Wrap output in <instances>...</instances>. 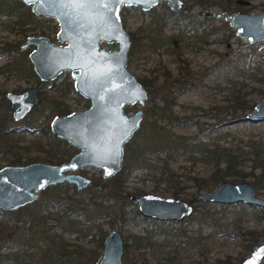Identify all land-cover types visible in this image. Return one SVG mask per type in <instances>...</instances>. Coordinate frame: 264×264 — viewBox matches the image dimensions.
<instances>
[{
  "label": "rangeland",
  "instance_id": "1",
  "mask_svg": "<svg viewBox=\"0 0 264 264\" xmlns=\"http://www.w3.org/2000/svg\"><path fill=\"white\" fill-rule=\"evenodd\" d=\"M184 1L182 12L194 15V20L199 25L195 28L199 29L200 37L192 36L189 40L180 42L171 38L169 44H159L157 39L159 29L163 38L178 29L170 22L161 25L164 18L161 3L168 7L166 2H159L153 10H143L139 6H126L121 9L125 28L138 37L139 43L129 54L127 69L146 83L148 93L142 106L141 125L130 140L129 151L133 154L139 148L157 141L161 135L167 134L175 133L174 135H179L191 143L198 139L213 140L219 136V143L232 146L239 141L249 143L264 135V119L251 121L244 118L249 110L240 115L227 114L222 120L211 116L214 112L209 110L211 105L227 103L223 96L217 93V86L235 84L236 88L246 94L249 104H255L264 96V39L251 43L246 37L237 35V28L226 19L202 15L199 10L203 8L195 0ZM238 1L242 8L239 11H264V0ZM7 2L10 3V8L7 12H0V67L19 56L12 51L21 52L19 43L27 34L44 31L43 33L57 41L56 31L59 26L54 18L37 16L29 7L25 8L21 3L16 5L15 0ZM206 9L224 10L218 4ZM150 34L155 37L153 41L148 40ZM5 45H9V52L3 48ZM102 45L108 49L117 46L115 42H102ZM185 64L195 78L201 72L205 73L193 87L178 91L176 86L171 88V83H175L174 78L178 77ZM29 68L30 64L27 62L22 72L11 76L0 70V92L6 89L21 90L28 85L44 88L45 95L28 119L20 122H14L11 118L7 120V125L18 129L14 130L13 135L21 138L23 145L30 144V149L18 150L22 159L37 157L40 160L45 152L36 145L37 141L44 143L47 140L59 148H67L70 145L50 131L49 121L56 111L54 105L67 106L69 110H82L89 105V101L78 94H67L63 90L62 82L71 78L70 71L60 75L52 88L50 82L38 84L34 75H30ZM165 71L171 75L166 76ZM167 90L171 92L168 93ZM170 94L173 98L171 111L178 120L158 118V105L163 103L162 96L170 97ZM139 107L141 105L136 102L126 105L125 111L133 113ZM1 113L9 114L6 99L0 105ZM154 118L163 128L153 127L151 120ZM3 125L6 126V123L3 122ZM221 136H226L229 141ZM2 148L3 144L0 143V166L9 164L8 158L1 154ZM167 152L150 151L145 160L138 161L140 164H132L133 154L128 155L125 146L123 167L130 166V172L123 185L133 193L130 197L120 195L110 188L100 190L99 182L106 178L102 177L99 169L88 167L81 173L90 176L92 180L84 189L77 190L73 183L68 182L66 186L59 183L40 192L36 200L47 205L41 211L42 216L38 224L29 227V213L33 212L31 207L0 209V264H19L25 256L22 252L23 244L34 241L42 247L49 246L58 264H95L102 247V244H98L99 237L102 235L104 240L112 227L122 233L124 243L139 235H152L154 241L163 243L154 249L145 248L143 255L140 254L142 249L131 248L129 264H142L144 259L146 264H157L156 255L175 247L181 250L182 264H198V261L211 264L215 258H224L227 255L231 256L233 264H239L242 259L240 257L246 256L250 250L246 249L245 245L249 242L252 245L257 234L264 233V207L242 202L212 203L199 199L197 195L204 189L198 188L196 179L206 178L209 181L215 169L214 163L193 159L180 149H170ZM237 169L245 175L244 180L253 183L257 193L264 196V184H255L254 176L259 174L260 169L253 168L251 160L241 163ZM226 179L241 181L233 175L227 176ZM260 181L264 183V178ZM214 187L215 185L208 189ZM143 192L188 200L193 203L194 212L179 220H160L144 216L138 211L137 203L133 199V196ZM194 198L197 200H193ZM120 206L123 216L115 224L98 221L84 224L86 213L96 214L99 210L117 213ZM46 216L56 217L58 224L45 225ZM74 222L78 223L73 226ZM21 233L27 235L19 238ZM11 241H18L19 246L6 245ZM18 250L19 255L15 256L13 253ZM125 250L124 245L123 264ZM261 264H264V257Z\"/></svg>",
  "mask_w": 264,
  "mask_h": 264
},
{
  "label": "water",
  "instance_id": "2",
  "mask_svg": "<svg viewBox=\"0 0 264 264\" xmlns=\"http://www.w3.org/2000/svg\"><path fill=\"white\" fill-rule=\"evenodd\" d=\"M34 2L32 10L38 15L58 19L57 38L67 44H57L45 35L29 36L36 44L30 53L34 70L40 78L51 79L62 70L70 69L75 88L90 99V106L64 115H55L50 126L58 136L79 147L69 160L61 163L33 161L26 164H6L0 167V209L13 210L38 198L41 190L59 182H71L76 189H84L91 177L74 170L91 166L110 178L122 167L124 146L140 127L142 106L148 93L143 83L127 69L129 33L124 29L120 9L123 4L139 6L143 10L166 2L175 12L185 6L184 0H120L103 6L81 8L56 0H25ZM110 9V10H109ZM202 15L226 19L235 26L237 35L255 43L264 39V11L243 12L236 9H200ZM101 41H115L117 47L105 49ZM77 70V71H76ZM14 119L23 117L38 100L36 88L15 93L7 91ZM139 103L133 113L126 105ZM245 119H264V96ZM197 197L212 203L242 202L264 207V196L257 193L248 180H222L212 189L200 191ZM138 211L160 220H179L194 212L192 202L176 196L143 192L133 196ZM47 225L58 220L47 216ZM124 240L122 233L112 227L107 232L95 264H123ZM264 257V233L255 237L249 253L239 264H261Z\"/></svg>",
  "mask_w": 264,
  "mask_h": 264
},
{
  "label": "trees",
  "instance_id": "3",
  "mask_svg": "<svg viewBox=\"0 0 264 264\" xmlns=\"http://www.w3.org/2000/svg\"><path fill=\"white\" fill-rule=\"evenodd\" d=\"M197 4L201 6V8L206 9L208 6L211 5H219L222 7V9H237L242 10L240 7V2L238 0H233L232 2L229 0H195ZM157 7H152L151 10L156 9ZM161 8L164 11V14L162 16L164 17L161 25L163 26L164 23L170 22L172 25L177 26V31L171 32L170 35L166 37H162L160 35V29L158 30V36L157 39L160 41L159 44H169L171 42V38L174 39L176 42H180L181 40H189L188 38L192 36L200 37L199 35V29H196V25H198V22L194 20V15L189 13H183L182 9L178 12L172 11L170 8H168L164 3H161ZM2 11H4L2 9ZM161 26V27H162ZM199 26V25H198ZM156 32V31H155ZM133 36V50L138 46V37L136 35ZM165 36V35H164ZM166 38V40H165ZM155 37H153L151 34L148 37L149 41H153ZM158 44V45H159ZM175 46V45H174ZM132 50V51H133ZM205 72H201L197 78L194 77V75L191 73L190 69L188 68L187 64L183 68H181L180 72L178 73V77L174 78L175 83H171L172 86H176L178 91L185 90L187 88L193 87V85L196 82H200L201 77L203 76ZM166 76H170L171 74L167 71L164 73ZM57 80L54 81V84L56 85ZM144 85L146 83L142 82ZM63 90L66 92H72V84L71 81L67 80L62 82ZM170 89V88H169ZM168 89V90H169ZM167 90V91H168ZM171 92V91H170ZM168 91V93H170ZM217 93L221 94L223 96V99L227 101V103L224 104H216L211 105L209 110L211 109V113L213 117L217 118L218 120L225 119V116L227 114L230 115H240L244 113L247 110L253 109L254 104H249L246 99V94L243 93L239 88H236L235 84L231 83L230 85L225 86H217ZM163 103L161 105H158L159 110V116L160 117H166L169 121L172 120H178V117L172 114L171 106L173 104V98L170 94V97L162 96ZM58 109V112L61 110ZM214 110V111H213ZM3 122H5L4 118L0 117V143L3 144V147L7 150H10V153H12L10 159V163H16V162H27L29 160L22 161L21 160V154L13 153L12 147L16 146L15 143L18 140V138L14 137V130L10 131L6 126L3 125ZM151 124L153 127H162L159 126V124L156 123V119L154 118L151 120ZM162 134L164 132L161 131ZM175 134V133H174ZM174 134H167V135H161V137H158V140L154 141L153 143H150L149 146H146L144 148H139L137 151H135V154L131 153L129 151L130 149V141L126 143L127 152L128 155H132L133 161L132 164H140L138 163L139 160H145L146 155L150 151H164L165 153H168L170 149H180L183 151L187 156L192 157L193 159H202L211 161L214 163L215 169L213 170L212 174L210 175L209 181H207L206 178H199L196 179L198 188L199 189H208L211 188L213 185H216L218 182L225 180L227 176L233 175L238 177L240 180H244L245 175H243L242 172H240L239 169H237L238 165L245 162L246 160L252 161V167L259 168L260 172L258 175H255V184L258 186H263L261 183V179L264 178V135H261L257 140H251L248 142H238L235 143L236 145L232 146L230 145H224L223 143H219L218 139L219 136H216L213 138V140L208 139H198L197 141L190 142L187 141L185 138H181L179 135ZM224 137L227 141L226 136ZM39 147L44 150L45 155L42 157L44 161L54 162V161H61L63 159H67L68 155L72 152V147H69L67 150L59 151L52 146H43L40 141H37ZM19 146V145H18ZM37 159V158H32ZM130 172V166H124L122 167L115 175L108 179H101L99 184V189L104 190L107 188H110L113 191H116L120 195H127L131 196L133 193H130L123 185V182L127 175ZM64 186L68 185V183L64 182L62 183ZM176 193V192H175ZM193 200H197V198H194ZM192 200V201H193ZM232 204V203H230ZM46 203H40L37 200L27 203L23 205V208H29L31 207L33 209V212H30V225L29 227L33 226V224H38V222L41 219L42 213L41 211L46 208ZM262 207V206H258ZM263 208V207H262ZM120 210L116 212L114 211H104L102 212L99 210L96 214H90L89 212L86 213V219L84 220V224H92L93 221H98L99 223L108 222L111 225L115 224L120 218L123 216L122 207L120 206ZM138 214V213H137ZM139 215V214H138ZM140 216V215H139ZM81 222V221H80ZM78 222H74L73 226H75ZM22 225V224H21ZM72 225V224H70ZM69 225V226H70ZM28 226V225H27ZM66 228V226H65ZM27 233H21L19 234L20 237H25ZM152 235H139V236H133L132 240L130 242H125V253H124V261L125 264H129V252L130 249H142L140 251V254H144L143 250L147 247H151L154 249V247H157L160 244L157 241H154L152 238ZM102 235H100L98 244L99 246L102 244ZM18 241H11L9 243H6V245H13L15 247L19 246ZM251 242L247 243L245 245L246 249H250ZM1 250V248H0ZM18 251H15L13 254L19 255ZM22 252L25 253V256L22 257V261L19 262V264H58L56 259L54 258L53 251L49 246L42 247L37 242H25L23 244ZM180 253L181 250H179L177 247L171 248V250H165L162 253L156 255V258L158 259L157 264H182L180 263ZM240 258H243L240 257ZM142 264H146L145 259L142 260ZM233 260L231 256L227 255L224 258H215V260L211 264H233ZM198 264H202L201 261H198Z\"/></svg>",
  "mask_w": 264,
  "mask_h": 264
},
{
  "label": "flooded vegetation",
  "instance_id": "4",
  "mask_svg": "<svg viewBox=\"0 0 264 264\" xmlns=\"http://www.w3.org/2000/svg\"><path fill=\"white\" fill-rule=\"evenodd\" d=\"M8 0H2V1H0V12L2 11V9L4 10V12H7L6 10H8L9 8H10V6L11 5H9L8 4V2H7ZM15 3H16V5H17V3L20 5V3L23 5V6H25V8L26 7H29V9L32 11V13H34L35 15H37V16H43V17H50V18H54V19H56L57 20V23H58V19L57 18H55V17H52V16H46V15H38V14H36L33 10H32V5H33V3L34 2H26L25 0H15ZM157 5V4H156ZM126 6L127 5H125V4H123L122 6H121V9L124 7V8H126ZM132 6V5H131ZM123 8V9H124ZM121 9H120V14H121ZM175 12V11H174ZM3 13V12H2ZM122 18V17H121ZM122 22H123V20H122ZM58 25H59V23H58ZM123 26H124V23H123ZM58 29H59V26H58ZM58 29H57V31H58ZM124 29L129 33V36H130V40H131V45H130V48H129V50H128V58H129V54H131L132 53V50H133V32L132 33H130L126 28H125V26H124ZM57 31H56V39H57V41H54V39L53 38H51L49 35H47V34H45V33H43L44 31H42L41 33H38V34H36V33H30V34H27L26 36H25V38L19 43V50L21 51V52H19V51H17V50H13L12 52H14V53H16V55L17 54H19V56H17V57H15L14 58V60L13 61H11V62H9V63H6V64H4L3 66H1L0 67V70H3V72H5L6 74H7V76H11L12 74L14 75V74H16V73H20V72H22L21 70L22 69H24V66H26L27 65V62L30 64V68H29V72H30V75H34V77L36 78V80H37V82H38V84H42V83H46V82H50V86L52 87V88H54V86H55V84H54V81L55 80H58V78H59V76L60 75H62L63 73H65V72H67V71H70V75H71V78H66L64 81H67V80H69V81H71V84H72V88H73V91L72 92H66L67 94H78V95H80V96H82V97H84V98H86V99H88V101H89V105L86 107V108H88L89 106H90V99L89 98H87V97H85V96H83L76 88H75V86H74V78H73V76H72V71L70 70V69H64V70H62L59 74H57V76H55L54 78H51V79H43V78H40L39 77V75H38V73L34 70V67H33V62H32V59H31V57H30V53L33 51V49H35L36 48V44L34 43V42H32V41H29L28 40V37L29 36H40V35H45V36H47L48 38H49V40H51L52 42H54V43H57V44H67V42L66 41H60L58 38H57ZM102 42H106V41H101V45H102ZM111 42H115V41H111ZM116 43V42H115ZM116 45H117V43H116ZM103 46V45H102ZM118 46V45H117ZM116 46V47H117ZM104 47V46H103ZM115 47V48H116ZM3 48L6 50V51H10L11 49H10V47H9V45L7 46V45H5V46H3ZM105 48V47H104ZM105 49H108V48H105ZM109 49H114V48H109ZM127 63H128V61H127ZM77 71V70H76ZM141 81V80H140ZM142 82V81H141ZM144 85V84H143ZM145 86V85H144ZM30 87H34V88H36V92H37V96H38V100H37V102H36V104H34L32 107H31V109L23 116V117H21V118H19V119H14V117H13V115H12V110H11V108H10V99L7 97V95H6V93H7V91H12V92H15V93H20V92H22V91H24V90H26L27 88H30ZM147 90V89H146ZM45 95V91H44V88L43 87H38L37 85H28V86H26V87H23L21 90H13V89H6L4 92H0V105L5 101V99L7 100V103H8V108H9V114H7V115H3L2 113L0 114V117H2V118H4V120H5V123H6V127L8 128V129H10V131H13V130H18V129H15L14 127H11V126H9V125H7V120L9 119V118H11V120L12 121H14V122H20V121H24V120H26V119H28L29 118V116H30V114L32 113V111L39 105V103H40V101L42 100V98H43V96ZM52 101H54L55 102V100L54 99H52ZM58 101V100H57ZM56 101V102H57ZM54 110H56L55 111V114L52 116V118L55 116V115H64V114H68V113H70V112H72V111H75V110H69L68 108H67V106H64L63 107V105H57V104H55L54 105ZM57 108H59V112H58V109ZM85 108V109H86ZM138 109V108H137ZM143 109V108H142ZM82 110H84V109H82ZM78 111H80V110H78ZM52 118L50 119V121H49V128H50V131H51V133L53 134V135H55V136H57V137H59V138H61V139H64L65 141H67V143H69L70 145L67 147V148H59V147H57V145L56 146H54V145H51L50 144V142L49 141H45L44 143H42V141H40V143L43 145V146H45V147H47V146H52L53 148H55V149H57V150H59V151H63V150H67V149H69V147H72V152H71V154L70 155H68V157H67V159H63V160H61V161H54V162H49V161H44L42 158L40 159V160H38V159H27V160H29V161H27V162H16V163H10V159L11 158H9V157H11V155H12V153H10V150H7L6 148H2V152L3 153H1L2 154V156H4V157H7L8 159V162H9V164H26V163H29V162H33V161H43V162H48V163H61V162H64V161H67V160H69L75 153H77L80 149H79V147H77L76 145H74V144H72V143H70L66 138H63V137H61V136H58L56 133H54L53 131H52V129H51V126H50V122H51V120H52ZM142 121V120H141ZM141 125V124H140ZM139 129V128H138ZM137 129V130H138ZM21 130V129H20ZM136 130V131H137ZM135 131V132H136ZM14 132V131H13ZM135 134V133H134ZM133 134V135H134ZM15 137V136H14ZM133 137V136H132ZM132 137H131V139H132ZM16 138H18V137H16ZM130 139V140H131ZM129 140V141H130ZM21 141V138H18V140L16 141V143H15V147L13 146L12 147V151H13V153H17V154H20L19 153V149H21V148H24V149H30L29 148V146H30V144L29 145H23V143H21L20 142ZM128 141V142H129ZM19 145V146H18ZM36 145H38V144H36ZM126 145V144H125ZM40 148V147H39ZM124 148H125V146H124ZM58 151V152H59ZM21 157H22V155H21ZM44 157V156H43ZM123 157H124V155H123ZM34 158H37V157H34ZM21 160L22 161H25V160H23L22 158H21ZM4 165H6V164H4ZM3 166V165H2ZM1 167V166H0ZM88 167H91V166H84V167H80V168H78V169H76V170H74V172H78V173H81L82 172V170L83 169H85V168H88ZM122 167H123V164H122ZM121 167V168H122ZM93 168V167H92ZM93 169H95V168H93ZM81 174H83V173H81ZM84 175V174H83ZM115 175V174H114ZM87 176V175H86ZM103 177V176H102ZM112 177V176H111ZM104 178V177H103ZM106 179H108V178H106ZM91 180H92V178H91ZM64 182H66V183H68L67 181H64ZM64 182H59V183H64ZM59 183H56V184H59ZM69 183H71V182H69ZM74 184V183H73ZM53 185H55V184H53ZM75 185V184H74ZM49 186H51V185H49ZM48 187V186H47ZM76 188V187H75ZM78 190V189H77ZM42 191V190H41ZM40 191V192H41ZM40 194V193H39ZM36 200V199H35ZM34 200V201H35ZM32 202V201H31ZM28 203H30V202H28ZM27 204V203H26ZM25 205V204H24ZM23 206V205H22ZM21 207V206H20ZM14 210V209H13ZM47 217V216H46ZM45 217V218H46ZM45 218H44V220H45ZM56 218V217H55ZM58 220V219H57ZM44 224H45V222H44ZM58 224V223H57ZM45 225H47V224H45ZM47 226H53V225H47ZM124 245H125V243H124ZM245 257V256H244Z\"/></svg>",
  "mask_w": 264,
  "mask_h": 264
},
{
  "label": "snow or ice",
  "instance_id": "5",
  "mask_svg": "<svg viewBox=\"0 0 264 264\" xmlns=\"http://www.w3.org/2000/svg\"><path fill=\"white\" fill-rule=\"evenodd\" d=\"M56 2L61 4L72 3L73 5H78L81 8L98 7V6H103L104 8H108L109 4L120 2V0H56Z\"/></svg>",
  "mask_w": 264,
  "mask_h": 264
}]
</instances>
